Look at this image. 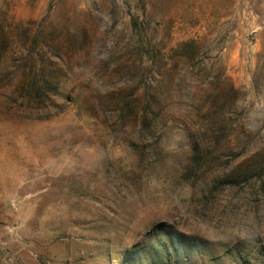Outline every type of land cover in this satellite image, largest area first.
<instances>
[{"label": "rangeland", "instance_id": "obj_1", "mask_svg": "<svg viewBox=\"0 0 264 264\" xmlns=\"http://www.w3.org/2000/svg\"><path fill=\"white\" fill-rule=\"evenodd\" d=\"M0 264H264V0H0Z\"/></svg>", "mask_w": 264, "mask_h": 264}]
</instances>
